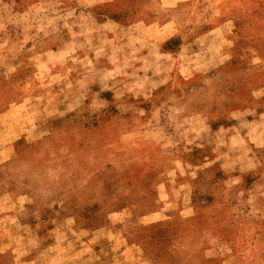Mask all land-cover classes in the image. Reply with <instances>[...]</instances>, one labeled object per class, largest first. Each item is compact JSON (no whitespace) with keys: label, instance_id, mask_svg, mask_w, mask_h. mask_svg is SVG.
<instances>
[{"label":"rangeland","instance_id":"374dc122","mask_svg":"<svg viewBox=\"0 0 264 264\" xmlns=\"http://www.w3.org/2000/svg\"><path fill=\"white\" fill-rule=\"evenodd\" d=\"M0 264H264V0H0Z\"/></svg>","mask_w":264,"mask_h":264}]
</instances>
